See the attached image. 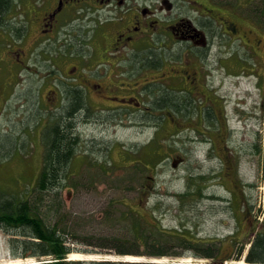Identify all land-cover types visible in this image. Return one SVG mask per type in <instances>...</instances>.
Masks as SVG:
<instances>
[{
  "label": "rangeland",
  "instance_id": "1",
  "mask_svg": "<svg viewBox=\"0 0 264 264\" xmlns=\"http://www.w3.org/2000/svg\"><path fill=\"white\" fill-rule=\"evenodd\" d=\"M259 5L263 6L264 2L260 1ZM18 14L19 11L12 13L13 16ZM251 27L254 33H249L247 39L257 49V77L248 74L247 69L241 74L219 68L211 80L218 91L206 94L216 103L219 115L228 120L224 124L222 119L220 128L206 117L201 120L197 112H192L189 118L178 115L164 104L154 102L151 94L137 96L144 100L141 110L125 109L127 113L109 122L104 120L108 113L96 112L79 126L81 141L75 144V158L63 180L65 186L59 190V195L46 193L37 200L48 225H58L69 245L74 247L72 253L76 255L70 253L68 260L89 263L107 260L184 264L247 262L245 256L254 236L253 227L257 219L260 222L264 219V96L259 89V82L264 83V29L257 23ZM37 33L29 32L26 38ZM23 34L17 30L7 33L0 30V94L3 89L6 91L7 87L20 82L9 100L4 96L0 98V191L11 195L33 190L43 166V147L31 129L46 112L57 113L51 109L39 111L38 87L44 83L41 93L44 97L47 91L54 92L55 88L59 89L57 81L61 83V80L53 74L67 78L66 70L76 65L63 54L72 47L69 43L51 46L43 52L44 46L35 48L32 38L20 41ZM257 39H260L259 44ZM240 49L242 56L249 59L247 48L240 46ZM15 51H19L20 62L14 59ZM46 51L48 56L61 52L65 61L61 69L57 68L55 60L48 59ZM91 51L90 44L78 49L84 65H94L89 61ZM117 61L111 60L116 69H113L114 74L109 73L111 81L116 78L132 82L131 75L115 76L120 67L115 65ZM19 72L22 74L18 75ZM84 77L89 86L93 82L90 72L86 71ZM9 91L8 88L6 96L10 95ZM155 91H158L155 98L174 97L185 102L188 96L184 93L188 94L189 89L178 95L160 89ZM54 96L56 100H52V104H60V95L54 92ZM82 114L83 109L74 119L78 122ZM50 126L51 123H46L44 131ZM210 136L216 140L217 149L209 153L200 142L205 138L210 141ZM256 143L260 146L259 152H255ZM205 144L210 145L209 142ZM220 172L225 173L226 181L218 177L213 179ZM200 176H203L201 181ZM198 187L200 195L196 192ZM191 188L190 195H179ZM243 203L246 207L251 205L252 212H244ZM136 223L141 225L142 233L149 236V240L156 237L161 227L159 245L168 251L179 250L183 255H149L147 250L152 247L137 233ZM179 233L196 241L220 245V257H199L195 250L185 249L179 244ZM10 237L0 227V264H8L15 258L23 260L21 264H34L45 258L14 257ZM111 238L114 240H108ZM119 245L128 253H117ZM242 246L243 256L237 257ZM136 250L141 254L133 252ZM51 258L45 261L55 260Z\"/></svg>",
  "mask_w": 264,
  "mask_h": 264
},
{
  "label": "flooded vegetation",
  "instance_id": "2",
  "mask_svg": "<svg viewBox=\"0 0 264 264\" xmlns=\"http://www.w3.org/2000/svg\"><path fill=\"white\" fill-rule=\"evenodd\" d=\"M3 1L6 4L2 11L10 32L24 33L20 41L32 38L35 47L44 48L66 42L73 46L66 57L75 67L72 65L73 69L66 70L67 78L57 74L61 83L57 81L59 89L55 88L54 92L60 95L62 105L52 104L56 100L53 90L45 93L49 101L46 111H57L54 117L68 112L77 100L83 110H93L96 105L108 113L104 120L109 122L126 113L125 109L140 108L144 100L138 97L147 94L154 97L156 89L165 92L166 89L180 92L189 89V95L184 93L188 96L185 102L173 97H157L155 101L183 117L197 112L201 120L206 117L220 128L228 120L219 115L216 103L206 95L218 91L211 83L213 74L221 68L229 73L247 69L256 75L257 49L247 35L254 33L251 25L257 23L263 29L264 25L250 14L248 5L254 0H246L248 3L245 0ZM18 11V15H12ZM35 31H38L35 36L26 38L29 32ZM89 44L92 46L89 61L94 65L87 66L80 59L78 49ZM240 46L247 48L249 59L242 56ZM18 56L19 51H15L14 58L20 62ZM113 59L120 66L115 76L131 75L132 82L116 78L111 81L109 73L114 74L115 69ZM59 64L56 66L61 69ZM86 71L93 80L89 86L84 77ZM73 122L76 130V119Z\"/></svg>",
  "mask_w": 264,
  "mask_h": 264
},
{
  "label": "trees",
  "instance_id": "3",
  "mask_svg": "<svg viewBox=\"0 0 264 264\" xmlns=\"http://www.w3.org/2000/svg\"><path fill=\"white\" fill-rule=\"evenodd\" d=\"M260 1L264 2V0L256 1L253 4V7L250 10V14L252 18H256L259 23L264 25V5L260 6ZM3 0H0V12L5 7ZM2 11L0 14V30L3 33H7L9 31V24L5 20V15ZM3 13V14H2ZM245 17V16H244ZM248 17V16H247ZM18 31V30H17ZM73 47V46H72ZM70 48V47H69ZM68 48V49H69ZM46 48L43 50V52ZM42 52V53H43ZM46 51V55H47ZM69 52V50H68ZM68 52H64V56ZM61 52L58 51V54H54L52 56H48V59L55 60L56 63H60L59 65H64V58L60 56ZM18 63V62H16ZM15 63V64H16ZM22 74V72H19ZM55 78L58 76L53 74ZM1 79V78H0ZM18 79V78H17ZM45 79H41L43 82ZM17 82V81H16ZM20 82L16 83V86L11 85L9 88L10 95L6 96V91L2 90L1 96H4L5 99L8 100L17 92V87ZM44 84V83H43ZM38 87L37 92L39 93V97L36 103L39 106V111H43L47 109V104L49 103L48 99L41 95L42 86ZM22 88H20L21 90ZM264 90V87H263ZM160 105L163 103H159ZM5 106V105H4ZM74 109V112L71 111ZM83 107L79 103L76 105L74 103L73 107L71 106L66 113H61L58 117H54L55 114L47 112L44 114V117L38 121V123L31 130L34 131V138L42 143V151L41 155L43 157V166L41 168V172L39 174L38 180L33 187V190L24 193H18L16 195H11L5 190L0 191V226L2 230L8 235L12 236L9 239L12 252L14 253V257H43L39 260L43 261L35 264H181V263H155V262H115V261H92V263L86 261H75L68 260V255L73 252V248L69 245L67 238L60 232L58 225L50 226L42 216L40 208L38 207L37 200L42 198L46 193L50 194L51 192H56L59 195V190L63 188V180L67 175V168L70 165L71 161L75 157L76 152V142H78V137L72 136V132L75 130L74 125V117L77 116V113L82 110ZM5 110V107H4ZM61 121L63 123H61ZM46 123H52V130L48 129L44 131V126ZM49 131V132H48ZM42 134V135H41ZM1 137V136H0ZM42 141V142H41ZM255 152H259L260 146L258 143L254 145ZM46 151V152H45ZM44 153V154H43ZM219 179L226 181L225 173L220 172L218 174ZM203 176H200L201 179ZM221 180V181H222ZM194 183V182H193ZM237 183V182H236ZM200 184V182L198 183ZM198 186V185H197ZM1 188V187H0ZM192 188L186 192H182L179 195L181 197H186L190 195ZM200 194L201 188L198 187L197 191ZM30 193V194H29ZM28 194V195H27ZM216 198V196L212 197ZM243 211L247 213V211L252 212V206L249 205L246 207V204L242 205ZM132 211V210H131ZM263 213V210H262ZM261 213V214H262ZM137 233L143 235L144 242L152 247L151 250H147L149 255H183L182 252L165 249L164 246L159 245L158 236H162V229L158 227L159 233L153 240H149V236L142 233V227L139 223L135 225ZM254 237L250 239L251 246L247 253L245 259L251 263H264V219L262 222L257 219V223L253 227ZM169 238L168 235H165ZM177 238L180 240L179 244L185 247V249H193L195 250V254L199 257H205L209 259H216L220 257V245L214 244V242H200L196 241L193 238H189L185 233L177 234ZM113 241L114 239H108ZM120 240H117V242ZM249 241V242H250ZM121 243V242H118ZM120 248L117 253L126 254L128 250L119 245ZM135 249V248H134ZM138 254H141L139 250L133 251ZM171 252V253H169ZM244 252V246L239 247L237 252V257H241ZM143 254V253H142ZM48 257H52L51 259H55L54 261H45ZM224 260H222L223 262Z\"/></svg>",
  "mask_w": 264,
  "mask_h": 264
},
{
  "label": "bare ground",
  "instance_id": "4",
  "mask_svg": "<svg viewBox=\"0 0 264 264\" xmlns=\"http://www.w3.org/2000/svg\"><path fill=\"white\" fill-rule=\"evenodd\" d=\"M73 255H76V252L72 253ZM96 256V255H95ZM21 260L20 258H15L14 260H11V262H9L8 264H21ZM134 261V260H133ZM243 264H251V263H247L243 261Z\"/></svg>",
  "mask_w": 264,
  "mask_h": 264
}]
</instances>
